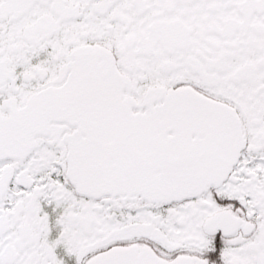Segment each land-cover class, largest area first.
<instances>
[{
  "label": "snow or ice",
  "instance_id": "obj_1",
  "mask_svg": "<svg viewBox=\"0 0 264 264\" xmlns=\"http://www.w3.org/2000/svg\"><path fill=\"white\" fill-rule=\"evenodd\" d=\"M0 264H264V0H0Z\"/></svg>",
  "mask_w": 264,
  "mask_h": 264
}]
</instances>
